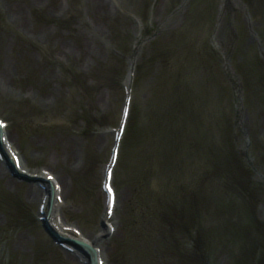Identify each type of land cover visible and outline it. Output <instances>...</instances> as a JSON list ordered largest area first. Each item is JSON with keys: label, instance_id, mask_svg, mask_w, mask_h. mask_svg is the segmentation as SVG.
Returning <instances> with one entry per match:
<instances>
[{"label": "rangeland", "instance_id": "374dc122", "mask_svg": "<svg viewBox=\"0 0 264 264\" xmlns=\"http://www.w3.org/2000/svg\"><path fill=\"white\" fill-rule=\"evenodd\" d=\"M9 1L0 0V6L3 8ZM58 2L59 7L50 6L49 10L52 11L48 17L49 25L56 31L55 40L60 39V35L63 36L69 55L58 56L45 47L38 48L29 39H26L25 43L26 47L35 49L34 54L37 58L53 61L55 75L58 78L37 83L35 78L39 76V69L32 68L23 72L19 66L17 77L10 83V88L0 90L2 97L0 117L5 119L12 117L13 125L10 129L12 136L22 147V152L32 169L38 170L42 167L57 173L64 171L66 179L72 184L67 200L69 207L64 212L67 221L80 228L87 236L98 233L105 211L100 182L112 143L110 130L117 126L124 96L123 79L121 80L119 75L126 76L132 50L138 46V51L140 50L138 64L140 76L143 78L133 86L135 110L132 122L136 121L137 130L149 132L151 128L152 141L150 142L149 136H146L142 144L125 143L116 175L118 205L114 223L118 226V231L111 240H103V244L107 258L112 264H146L151 262V259H155L157 264H182L171 242L165 243L168 249L162 252V255L156 251L157 241L151 233L157 226L151 223L149 217L145 218L142 215L141 202L157 206L155 199L160 197L167 206L166 219L176 222L188 215L187 222L189 221L192 227L202 218L207 224L204 226L212 223L211 219L216 215V209L212 203L208 206L206 203L215 200L219 195H214L210 187H206L203 193L202 191L200 193V185L203 184L205 173L208 175L209 167L202 168L203 159L196 160L197 168H190V173L188 167L184 166L187 165V155L180 156L176 153L184 137L191 133L192 127H196L197 131L194 138L188 140V148L198 146L204 139L211 162H216L213 152L222 151L223 130L226 137L230 140L233 137L244 151L247 148V134L258 130L259 136L264 138V108L258 105L249 109L248 101L252 106L251 99H245L246 91H250L248 98H254V89L259 90L255 86L256 81L250 78V81L242 80L237 72L241 71L243 62L249 61L252 56L262 59L260 71L264 75V46L258 43L260 37H263L264 25L260 26V22L264 20V14L256 16L243 0H58ZM222 4L226 5V8L220 15L217 28L209 34L212 12L219 13L217 7ZM39 11L33 14L42 20L47 19L45 10H42V13ZM2 17L0 27L7 25V15L2 13ZM139 19H144L145 25L143 23L141 26ZM199 26L200 36L196 33ZM144 30L146 34H143ZM1 32H6V28L3 27ZM234 35L237 45L236 50L232 51ZM138 36L142 39L139 40ZM173 43L177 47H174ZM118 44L121 52L116 51ZM214 45L226 53L234 66L235 71L232 69L231 77L236 87L233 90L222 71L223 66L221 65V68L219 65ZM186 47H201L199 52L201 54L204 52L205 62L201 70L196 72L197 83L190 89L192 93L184 97V92L181 95L174 94L158 86L160 61L165 59L158 56L164 50L171 52L172 48L174 63L178 67L183 64L186 68L192 62L187 58L189 54L185 53ZM115 53H118V59L115 58ZM107 65H114L118 75L104 85L99 82V75ZM174 69L177 71L178 68L175 66ZM74 72L83 76L88 75L85 83L90 90L82 96L79 93L80 89L72 80ZM204 76L206 79L199 81ZM94 82H97L96 85ZM180 82L182 83L181 80ZM49 88L54 90L55 95L46 99L47 105L36 101L39 100L41 93H47ZM32 92L36 96L35 100L30 97ZM11 95L13 96L9 97ZM15 100H22L21 104L24 107L32 108L30 111L32 116L29 117L34 119L29 121L32 124L30 129L34 132L30 134L31 137L22 134L21 126L17 122L21 119H17L18 115L14 114L16 110L9 106ZM90 101L93 102L91 105L93 108L90 107ZM221 102V108L226 113L221 114L219 109ZM60 103L68 109L66 117L58 118L60 116H54V112L46 113L52 105L60 106ZM78 105L83 111L82 118L70 121V112ZM171 105L175 107V112L165 110ZM192 110L195 115L190 114ZM38 112V117L34 116ZM17 113H20L19 109ZM85 116L98 120L96 126L89 129L87 134L84 128ZM42 117L45 120H42ZM51 125L52 133L55 129L61 133L48 134ZM54 127L57 128L53 129ZM33 135L35 139L32 138ZM31 138L34 142L44 143L49 140L52 142L48 147L36 148ZM74 142L77 159L67 162L68 167L64 166L66 153L58 151L61 148L60 143L72 145ZM185 152L186 150H182L181 153ZM192 152L194 153V147ZM39 155H42V160H39ZM171 156L172 160L167 159ZM166 164L171 169H168ZM262 168L260 171L264 175ZM227 174L225 172L221 175ZM255 175L256 179H259L258 174ZM8 180L7 177H0V189L11 200L20 203L17 209L23 208L25 218L18 216L20 212L11 205L0 207V229H4L0 234V264L7 262L1 248L7 240L9 244L6 248L10 247L17 236L28 241L20 246L26 252L19 250V255L16 254L18 257L21 256L23 263L12 255L11 264H31L27 263L31 255L35 264L39 260L44 264H77L54 246L44 233L38 222L39 203L30 204L25 195L27 185L21 183L16 188H10ZM261 184L264 187V183ZM177 187L180 190L176 189ZM181 189L189 194L183 196ZM202 195L207 198V202L200 201ZM176 199H180L182 203L179 213L169 209L172 206L171 202ZM255 214L260 220H264V192L258 196ZM14 215L18 229L9 231L10 228L4 225L3 220L8 224ZM142 219L149 220L144 222ZM188 238L189 234H182L184 243ZM144 239L146 241H143ZM231 255L230 247L225 245L214 256L213 264H231L233 259ZM44 257L47 258L46 261ZM250 259L252 260L249 264H254L255 254L252 253Z\"/></svg>", "mask_w": 264, "mask_h": 264}, {"label": "bare ground", "instance_id": "6f19581e", "mask_svg": "<svg viewBox=\"0 0 264 264\" xmlns=\"http://www.w3.org/2000/svg\"><path fill=\"white\" fill-rule=\"evenodd\" d=\"M38 6L47 8V0H15V2L6 6L5 11L8 14L7 20L12 26L13 31H11V33L14 34V38H10L6 35L0 36V85L2 89L6 90L10 88V83L15 77H17V69L19 66L23 71H29L32 68L39 69L40 81L55 78L54 66L52 63L50 61H43V59L36 58L34 51L26 47V39H31L35 43L44 45L47 48L54 46L58 47L59 53L66 55L64 46H61L59 42L53 43V31L47 24H33V18L30 16L29 11L35 10ZM36 80L38 81V78H36ZM130 83L131 76H128L126 85L129 86ZM53 93L54 90L50 89V95ZM42 99H45V97ZM3 136H7V140L13 145L15 149H17V146L8 133L7 129L3 131ZM62 146L65 149V151H62V153H66L64 165L68 167V165H66L67 162L70 160L75 161L77 159L75 142L72 145L62 144ZM67 149H69L70 152L67 153ZM21 169H25L24 161L21 162ZM43 170L46 171L47 169ZM43 170L33 172L37 173L36 180L38 184L39 180L43 176L47 177L48 174H52L49 172L45 175L42 172ZM0 172H6L4 167H0ZM8 182L11 187L17 184V182L13 179L8 180ZM43 184L45 185L44 190L37 187V185H30L26 193L30 197L32 203L36 202L37 200L38 202L42 201L44 197H47V209L51 207L52 212L48 215L46 211L43 215L39 214V216H46L50 224H55L56 226H59L61 230H63V227H65L67 224H65V221L62 218L59 220V216L63 215V209L67 206V198L71 190V185L67 181L64 171L56 173L55 180L52 184H59L61 186L63 203L59 204L57 200L51 201L52 195H54L56 198V196L59 195V192L53 190L51 183L47 182ZM105 221L107 223L110 222L107 216L105 217ZM106 230L107 229L105 228V231ZM26 242L28 241H25L24 237H18V241L17 239L15 240V243H19V245L20 243ZM94 242H96V240L90 242L92 246H94ZM97 257L101 256L97 253Z\"/></svg>", "mask_w": 264, "mask_h": 264}, {"label": "snow or ice", "instance_id": "6c2138e0", "mask_svg": "<svg viewBox=\"0 0 264 264\" xmlns=\"http://www.w3.org/2000/svg\"><path fill=\"white\" fill-rule=\"evenodd\" d=\"M0 123H2V122H0Z\"/></svg>", "mask_w": 264, "mask_h": 264}]
</instances>
